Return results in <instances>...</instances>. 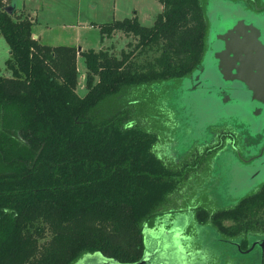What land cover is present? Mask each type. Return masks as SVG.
<instances>
[{
    "label": "trees",
    "instance_id": "obj_1",
    "mask_svg": "<svg viewBox=\"0 0 264 264\" xmlns=\"http://www.w3.org/2000/svg\"><path fill=\"white\" fill-rule=\"evenodd\" d=\"M158 1L162 11L151 26L135 16L100 26L101 37L120 31L135 41L120 57L42 44L29 18L0 6L11 71L0 75V264H72L85 254L115 264L143 258L146 223L179 188L181 174L155 154L156 134L134 123L128 108L100 107L125 90L181 80L201 63L204 2ZM149 52L150 59L132 58ZM77 53L85 64L83 96L76 92ZM259 210L264 182L231 208L198 209L197 218L236 236L252 231L242 221Z\"/></svg>",
    "mask_w": 264,
    "mask_h": 264
},
{
    "label": "rangeland",
    "instance_id": "obj_2",
    "mask_svg": "<svg viewBox=\"0 0 264 264\" xmlns=\"http://www.w3.org/2000/svg\"><path fill=\"white\" fill-rule=\"evenodd\" d=\"M202 1L208 34L200 67L178 81L125 90L100 107L104 113L128 108L134 123L156 134L155 154L181 174L179 188L168 196L160 214L146 223L148 255L142 264H177L176 259L180 264H259L261 260L262 248L252 246L253 235L264 233L260 210L251 220L242 221L252 231L236 236L220 231L209 218L201 223L197 215L198 209L213 213L231 208L264 182V154L252 162L244 160L264 143V105L252 100L238 82L223 80L214 58L217 35L237 18L258 28L264 43V10L251 12L249 0ZM10 4L18 8L14 18H34L31 32L41 42L74 46L77 51L99 50L100 26L106 23L135 16L140 25L148 27L162 11L158 0H0L1 7ZM242 12H247L246 16ZM108 44V52L120 57L135 41L114 35L103 43ZM154 54L132 58L141 62ZM8 57V45L0 34L1 76L11 75L5 65ZM76 67V92L83 96L85 64L80 53ZM150 222L162 226L148 229ZM231 223L223 222L226 226ZM238 238L245 240L240 248ZM72 264L113 263L104 262L98 254H85Z\"/></svg>",
    "mask_w": 264,
    "mask_h": 264
},
{
    "label": "water",
    "instance_id": "obj_3",
    "mask_svg": "<svg viewBox=\"0 0 264 264\" xmlns=\"http://www.w3.org/2000/svg\"><path fill=\"white\" fill-rule=\"evenodd\" d=\"M11 7L15 9V4L5 6L8 13L12 12ZM246 14L247 12H242L243 16ZM259 38L258 28L250 22H245L243 18H237L217 35L218 48L214 52V58L218 74L223 80L238 82L252 100L264 105V43ZM263 154L258 158H261ZM263 242L264 236L260 240L259 247ZM254 244L255 242L252 246ZM147 255L146 250L143 258L136 264H142ZM103 261L112 263L105 259Z\"/></svg>",
    "mask_w": 264,
    "mask_h": 264
},
{
    "label": "flooded vegetation",
    "instance_id": "obj_4",
    "mask_svg": "<svg viewBox=\"0 0 264 264\" xmlns=\"http://www.w3.org/2000/svg\"><path fill=\"white\" fill-rule=\"evenodd\" d=\"M248 2H251L252 10H250V11L253 12L254 14L262 13V10H264V0H249ZM253 147H254L253 145H249L248 149L253 150ZM263 152H264V143L261 144L255 151H253L252 153H249V155L247 157H245L244 160L249 161V162L255 161V160L259 159L258 157H260L263 154ZM225 221H227V220H225ZM260 222H264V217H263L262 221H260ZM159 225H160V227L162 226L161 222H150V225L148 228L159 230V227H158ZM263 236H264V233H262L261 235H255V236L253 235L252 241L255 242V244L253 246L258 247L260 240L263 238ZM260 248H262V255H263L264 242L262 243ZM262 255H261V257H262ZM180 260H182V259L180 258ZM176 263L180 264V262L177 259H176Z\"/></svg>",
    "mask_w": 264,
    "mask_h": 264
},
{
    "label": "crops",
    "instance_id": "obj_5",
    "mask_svg": "<svg viewBox=\"0 0 264 264\" xmlns=\"http://www.w3.org/2000/svg\"><path fill=\"white\" fill-rule=\"evenodd\" d=\"M15 11H18V8L17 6L15 5V9H14V12ZM22 18V17H20ZM28 18L33 22L34 21V18L33 17H30V15H28ZM114 35H122L124 38H128V36L120 31H115L113 32L110 36H103L100 38V42H101V46L99 48L100 49H104V50H108L107 48H109V44L108 45H103L104 41L111 39ZM131 37V36H130ZM33 38L37 39L40 43L42 44H45L43 42H41V40L36 36V35H33ZM47 45V44H46ZM50 46H53V45H50ZM88 50V49H87ZM149 226V225H148ZM148 228V227H147ZM149 229V228H148Z\"/></svg>",
    "mask_w": 264,
    "mask_h": 264
},
{
    "label": "built area",
    "instance_id": "obj_6",
    "mask_svg": "<svg viewBox=\"0 0 264 264\" xmlns=\"http://www.w3.org/2000/svg\"><path fill=\"white\" fill-rule=\"evenodd\" d=\"M5 6H8V5H5ZM5 6H3V8H4Z\"/></svg>",
    "mask_w": 264,
    "mask_h": 264
}]
</instances>
